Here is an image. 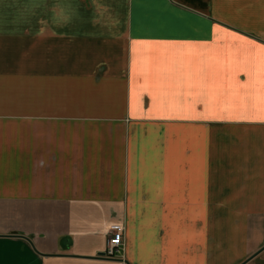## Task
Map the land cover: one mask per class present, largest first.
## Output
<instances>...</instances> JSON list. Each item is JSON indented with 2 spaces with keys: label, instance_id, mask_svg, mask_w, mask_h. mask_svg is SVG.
<instances>
[{
  "label": "crops",
  "instance_id": "1",
  "mask_svg": "<svg viewBox=\"0 0 264 264\" xmlns=\"http://www.w3.org/2000/svg\"><path fill=\"white\" fill-rule=\"evenodd\" d=\"M0 264H264V0H0Z\"/></svg>",
  "mask_w": 264,
  "mask_h": 264
},
{
  "label": "built area",
  "instance_id": "2",
  "mask_svg": "<svg viewBox=\"0 0 264 264\" xmlns=\"http://www.w3.org/2000/svg\"><path fill=\"white\" fill-rule=\"evenodd\" d=\"M123 232L124 226L122 224H115L110 230V240L107 245L105 256L115 257L123 247Z\"/></svg>",
  "mask_w": 264,
  "mask_h": 264
},
{
  "label": "water",
  "instance_id": "3",
  "mask_svg": "<svg viewBox=\"0 0 264 264\" xmlns=\"http://www.w3.org/2000/svg\"><path fill=\"white\" fill-rule=\"evenodd\" d=\"M263 249V248H262Z\"/></svg>",
  "mask_w": 264,
  "mask_h": 264
}]
</instances>
